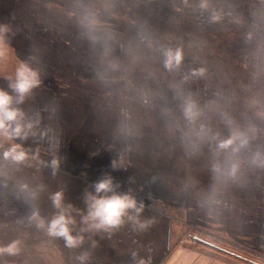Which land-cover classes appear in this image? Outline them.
I'll return each mask as SVG.
<instances>
[{
  "label": "rangeland",
  "instance_id": "obj_1",
  "mask_svg": "<svg viewBox=\"0 0 264 264\" xmlns=\"http://www.w3.org/2000/svg\"><path fill=\"white\" fill-rule=\"evenodd\" d=\"M121 1L64 0L63 21L78 28L74 38L68 35L65 51L81 41L69 62L51 53L63 47L47 42L50 35H41L39 46L31 33L19 41L20 35H3L0 50L10 45L15 65L23 61L37 71L40 84L17 105L35 134L0 145V221L38 212L49 223L60 211L52 197L61 193L63 210L75 221L71 235L82 237L73 251L91 262L177 264L179 256L182 264H210V257L264 264V167L253 163L264 156V48L251 50L252 58L246 53L264 47V0H125L135 12L131 26L109 29ZM5 16L0 12V23L11 22ZM169 48L182 50L173 71L163 63ZM199 69L203 75L192 74ZM15 70L0 71V90L10 95ZM189 97L202 112L194 126L183 116ZM228 120L250 140L235 157V177L212 171L230 150L198 137L203 125L226 139ZM13 143L26 152L24 161L3 158ZM52 160L58 161L55 169ZM106 175L114 194L132 195L143 209L130 211L133 219L125 217L117 227L87 230L84 238L77 230L88 228L82 222L86 194H113L95 192L94 184Z\"/></svg>",
  "mask_w": 264,
  "mask_h": 264
},
{
  "label": "clouds",
  "instance_id": "obj_2",
  "mask_svg": "<svg viewBox=\"0 0 264 264\" xmlns=\"http://www.w3.org/2000/svg\"><path fill=\"white\" fill-rule=\"evenodd\" d=\"M215 18V17H214ZM6 29L0 28V47L3 46V32ZM164 67L168 71H173L180 67L183 56L182 50L169 48L163 52ZM193 75H203L204 69L196 70ZM40 79L38 72L30 68L27 64L21 63L16 70L15 80L10 82L9 88L14 95H10L4 90H0V145L3 142H10L14 139H27L32 133L34 125L31 122H25V113L17 107L24 102L25 98L38 87ZM202 112L195 101L190 97L185 101L183 106V116L190 126H194L200 119ZM230 128V135L226 139H220L218 133H212L210 129L200 126L198 137L200 139H210L217 141L216 147L220 151H229L231 156L226 157L223 163L217 162L213 164L212 171L217 176L235 177L240 163L235 157L242 149L248 147L250 140L248 135L241 131L238 127H233L231 120L226 121ZM5 160L11 159L14 162H22L26 159V152L19 144H11V146L3 152ZM253 163L259 167H264V156L257 155L253 159ZM51 167H58V161L52 160ZM97 194L113 193L111 196L105 195L97 198L96 195L86 194L85 202L87 204V215L82 218V222L88 226L83 230H108L123 223V218L133 219L129 212L139 214L143 209V204L137 205L136 199L130 194L117 195L114 194V184L111 176H104L94 184ZM53 206L60 210L47 225L48 234L51 236L62 237L68 247H76L81 238L71 235L72 225L75 221L71 216L66 215L62 207V194L56 193L52 197ZM34 219H39L38 212L33 213ZM39 227H44V221L39 220ZM144 228V224L139 225ZM15 244L7 248L0 249V252L14 253Z\"/></svg>",
  "mask_w": 264,
  "mask_h": 264
},
{
  "label": "crops",
  "instance_id": "obj_3",
  "mask_svg": "<svg viewBox=\"0 0 264 264\" xmlns=\"http://www.w3.org/2000/svg\"><path fill=\"white\" fill-rule=\"evenodd\" d=\"M123 1L125 0H122L121 2L116 4L118 8L121 7L119 12L117 13L118 21L117 22L109 21V23H111V26H107V28L112 29L115 27L116 31L117 30L120 31L122 30L121 27L120 28L118 27L120 24L125 23L131 26L132 16L135 13V12L133 13L134 8L129 7L128 5L124 6L122 4ZM22 2H23L22 0H0V12L6 14L5 17L8 19L7 21H11V22H8V24L5 21H2L0 23V28L6 29V31L3 32V35H12V34L20 35V37H18V41H19V40L24 39L23 35H27L28 33H31V38L33 40L36 39L38 41L37 46H39L40 41L44 40V38L41 35H50V38L48 39L47 42H51V43H54L55 41L57 43L60 42L59 46L63 47L62 50L61 51L59 50L58 52L50 50L51 53L52 54L55 53L54 56L56 57L57 60H63V61L69 62L70 57H71L70 52L73 51L74 53H77L78 50L81 49L80 48L81 41L80 39L76 38L77 40H74L76 41V44H73L71 46H69L70 43L68 44V48H69L68 50H70V52L65 51L66 49L65 47H67L66 41L68 39V35H71L72 38H74L75 35H77L78 28L75 25H71V26L67 25L66 21H63L65 17L62 14V12H60V10L63 7L62 3H64V0H25L24 1L25 4H23ZM31 8L34 9V11L31 10ZM33 16L34 18H32ZM13 18H14V22L12 21ZM227 22H223V23H227ZM30 24H31V28H29ZM129 26L124 27L123 29H126V31L131 32L132 27H129ZM228 29H225V30L227 31ZM227 33L228 32H226L225 35ZM51 35H58L59 38L53 39ZM82 35H86V32L83 33ZM210 35H213V34H211L210 32ZM3 39L7 40L5 36L3 37ZM117 43L118 42H116V44H114L113 46L116 47ZM9 46H7L8 50L6 52L0 50V67H1V70H4V71L6 70L13 71L16 68H18L13 61V54L11 53L12 47L9 48ZM263 48H264L263 44L261 45L259 44L258 47L248 49L246 52L247 56L249 57L251 56L249 55L251 50H254V49L263 50ZM34 53H30V56L33 55ZM244 54L245 53H243V55ZM47 55H49V51ZM4 56H7V57L4 58ZM10 56L11 58H8ZM260 57L261 56L259 57L256 56L255 59L260 58ZM236 58L241 59L243 58V56L241 55L236 56ZM240 61L241 60H239V62ZM49 63L52 65L51 62ZM245 63H247L248 65H251V62H249L248 60H245ZM242 65H243V62H242ZM239 66H241L240 63H239ZM243 67L245 69L248 68L246 64L243 65L241 68ZM260 79L264 81L263 76L260 77ZM249 110L251 111L253 109L251 108ZM21 216L22 218L15 216L14 218H8V219H4L0 221V249L7 248L12 244H15L16 246V250L14 253L10 254L6 251L0 252V264H101L100 260H98V262L96 259L94 260L92 259V262L88 260L86 257V253H82L79 249L77 252L73 251L74 249H76V247L78 246L81 247V245L78 244L76 247L70 248L67 246L66 241L62 237H56V236L49 235L47 231L48 222H45V220L43 219L42 220L44 221V227L42 228H44L45 230L43 234L46 238L44 236L39 237L40 230H39L38 224H39V220L41 219L40 216H42L39 213H38L39 219H34L33 213H30V214L25 213V214H22ZM25 218L26 219L28 218V220H26ZM24 219L26 221L32 220V223H33L32 226L28 227L26 224H24L22 222L24 221ZM79 226L81 227V225ZM28 228H30V230ZM82 228L87 229L86 226ZM77 232H79L78 233L79 235H83V237L86 238L87 230H83V231L77 230ZM99 232H101V229L99 230ZM94 233H96L95 230H94ZM78 237L82 238L80 236ZM135 257L136 256L133 253V255L130 258L133 259ZM174 257H175L174 261H176L177 264H182L181 258L179 256L178 257L174 256ZM149 259H150V256L148 260ZM170 260L171 258L169 259V261ZM143 261L145 262L146 259L144 258ZM160 262L161 261H159L157 264H159ZM185 263L187 264H207V263H199L198 261H196V259L194 262L187 260ZM162 264H167V261H165ZM210 264H224V263H221L219 260H215L210 257Z\"/></svg>",
  "mask_w": 264,
  "mask_h": 264
},
{
  "label": "bare ground",
  "instance_id": "obj_4",
  "mask_svg": "<svg viewBox=\"0 0 264 264\" xmlns=\"http://www.w3.org/2000/svg\"><path fill=\"white\" fill-rule=\"evenodd\" d=\"M150 16V15H149ZM144 21V20H143ZM147 21V20H146Z\"/></svg>",
  "mask_w": 264,
  "mask_h": 264
}]
</instances>
